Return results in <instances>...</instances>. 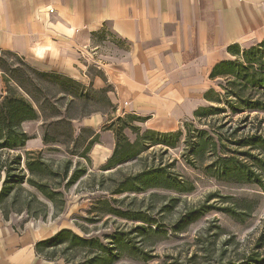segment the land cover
Masks as SVG:
<instances>
[{"label":"crops","instance_id":"crops-1","mask_svg":"<svg viewBox=\"0 0 264 264\" xmlns=\"http://www.w3.org/2000/svg\"><path fill=\"white\" fill-rule=\"evenodd\" d=\"M263 40L264 0H0V54L107 89L115 109L78 120L90 139L98 135L89 153L98 169L116 147L106 129L114 118L132 114L148 129H179L207 102L219 78L214 68ZM88 62L99 72H87ZM7 78L0 68V99ZM36 133L24 150L47 148ZM58 231L17 227L0 214V264H66L37 247Z\"/></svg>","mask_w":264,"mask_h":264},{"label":"rangeland","instance_id":"rangeland-1","mask_svg":"<svg viewBox=\"0 0 264 264\" xmlns=\"http://www.w3.org/2000/svg\"><path fill=\"white\" fill-rule=\"evenodd\" d=\"M6 58L11 63H18V59L12 55ZM239 60H243L242 55ZM88 65L87 72H99L93 64L88 62ZM227 78L229 76H221L209 83L210 89L206 93L208 99L204 106L219 105L215 100L225 93ZM85 94H90L89 103L96 100L92 92ZM89 110L93 108L89 107ZM227 110L226 114H232ZM247 114L250 115L247 123L240 122ZM123 116V122L114 118L116 123L112 128L116 143L125 145L129 140L137 144L139 149L146 148L143 137L148 128L143 121L132 114ZM223 116L225 113L208 115L204 120L214 121ZM262 118L263 111H246L230 115L229 120L232 127L245 126L239 134H247L255 132L257 120ZM187 122L212 131L205 122H198L193 114L177 129L185 133L177 148H169L167 153H163L160 145L151 146L140 154L144 160L140 161L138 156L106 171L94 167L83 157L75 156L72 170L80 165L81 168L86 167L87 172L72 184H68L69 176L64 178L60 171L66 158V146H49L44 151L43 160L34 161L33 171L22 161L26 180L9 195L0 198L2 218L21 228L28 225L35 229L54 227L59 231L69 228L84 238H98L120 256L114 264H261L264 261V242L261 241L264 234V192L250 183H222L200 168L184 166L181 153L185 151L183 141ZM261 126L264 128V122ZM25 128L31 135L37 134V128L42 133L43 120L30 121L25 124ZM74 128L76 135L86 128L76 145L85 144L92 130L78 121L74 122ZM58 138L64 140L66 137L61 134ZM22 150L26 151L24 148ZM209 154L206 153L205 164L210 162ZM175 158L178 161H174ZM240 158L244 160L243 156ZM152 164L170 166L168 170L180 179L185 178L191 190L181 193L163 188H147L142 192L124 191L116 194L110 191L124 188L123 182L127 176ZM5 177L6 173L0 171V192ZM31 179L35 184L30 183ZM174 198L177 200L174 201ZM229 204L233 205L231 215L221 209ZM112 210L119 211L116 213ZM199 210L204 213L199 214ZM123 213L136 218H128ZM187 213L191 214L188 221H192L184 228L174 229ZM137 226L143 230H136ZM115 235L116 238L113 237ZM66 240L69 239L66 237ZM65 242L49 249V256L54 258L63 255L66 264L83 262L89 250H66Z\"/></svg>","mask_w":264,"mask_h":264},{"label":"trees","instance_id":"trees-1","mask_svg":"<svg viewBox=\"0 0 264 264\" xmlns=\"http://www.w3.org/2000/svg\"><path fill=\"white\" fill-rule=\"evenodd\" d=\"M7 55L16 57L18 63H11L6 58ZM241 55L243 60L238 58L224 61L214 68L212 76H229L224 87L225 93L215 100L220 106H200L194 115L200 123L205 122L204 118L208 115L225 113V116L205 122L212 131L198 128L190 122L186 123V136L183 141L185 151L181 153L182 164L200 168L205 174L222 183H250L264 192V128L261 126L264 118L257 120L255 132L247 134H239L245 126L232 127L229 120L232 114L246 111L264 112V40L243 51ZM0 68L8 75L6 93L0 99V171L6 173L0 198L9 195L14 188L25 182L26 173L21 167L22 161H25L27 168L33 171L34 161L43 160L45 149L25 152L22 150L27 141L34 136L25 128V124L39 119L43 120L42 138L47 148L56 144L66 146V158L60 171L64 178L69 176L68 184L74 183L87 172V169L77 165L72 170V159L75 156L83 157L91 164L89 153L98 139V135L91 139L90 135L85 144L76 145L86 128L76 135L74 122L93 112L115 109L108 97L107 89L96 90L67 75L41 71L9 52L0 54ZM88 91L94 94L95 104L89 103L90 94H85ZM206 98L208 99L207 95ZM89 107L93 110H89ZM227 109L232 114H226ZM134 117L141 120L138 116ZM249 119L250 115L247 114L240 122L247 123ZM115 120L123 122L125 118L119 116ZM115 120L107 125L106 129L113 130ZM216 124L218 125L215 127ZM61 129H64V132H61ZM61 134L66 137L64 140H59ZM184 134L183 130L158 132L148 129L143 137L147 144L144 149H139L137 144L129 140L125 145L117 142L112 157L102 170H111L121 163L138 156L140 158V154L151 146L160 145L163 147L160 148L163 153H167L169 148L178 147ZM207 152L211 158L210 162L205 164ZM240 156H243L244 160H240ZM144 159L140 158V161ZM174 161L178 159L175 158ZM168 167L170 166L164 164L146 165L137 173L126 177L123 182L124 188L110 191L113 194L124 191L142 192L147 188H163L181 193L190 191L191 186L187 185V180L171 173ZM14 170L18 172H13ZM70 171L72 173L69 175ZM30 183L35 184L32 179ZM176 200L174 198V201ZM232 206L229 204L221 209L231 215ZM117 211L119 210H112L116 213ZM203 213L204 211L199 210V214ZM123 215L131 219L136 218L125 213ZM190 216V213L184 214L174 229L186 227V224L192 221H188ZM138 229L143 230L141 226H137L136 230ZM64 237L69 240L65 242ZM113 237L116 238V235ZM261 241L264 242V234ZM64 242L67 245L66 250H89L84 256L85 260L79 264H114L120 257L98 238H84L69 228H62L55 235L38 242L37 247L38 250L52 249ZM261 264H264V261Z\"/></svg>","mask_w":264,"mask_h":264},{"label":"built area","instance_id":"built-area-1","mask_svg":"<svg viewBox=\"0 0 264 264\" xmlns=\"http://www.w3.org/2000/svg\"><path fill=\"white\" fill-rule=\"evenodd\" d=\"M49 12H50V13H53V12H54V10H53V9H50V10H49Z\"/></svg>","mask_w":264,"mask_h":264}]
</instances>
